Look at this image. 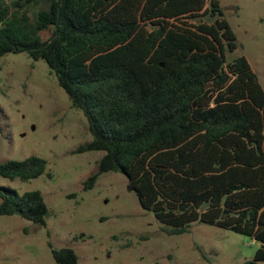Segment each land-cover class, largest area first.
Segmentation results:
<instances>
[{
	"label": "trees",
	"instance_id": "trees-1",
	"mask_svg": "<svg viewBox=\"0 0 264 264\" xmlns=\"http://www.w3.org/2000/svg\"><path fill=\"white\" fill-rule=\"evenodd\" d=\"M209 1V3H208ZM218 0H0V58L43 59L83 111L104 151L98 172H120L168 235L194 223L249 235L242 264H264V89ZM39 156L0 162V175L31 180ZM0 216L46 224L39 190L0 186ZM56 264H78L71 248Z\"/></svg>",
	"mask_w": 264,
	"mask_h": 264
},
{
	"label": "rangeland",
	"instance_id": "rangeland-1",
	"mask_svg": "<svg viewBox=\"0 0 264 264\" xmlns=\"http://www.w3.org/2000/svg\"><path fill=\"white\" fill-rule=\"evenodd\" d=\"M218 2L239 42L230 57L245 55L264 89V0ZM91 140L83 111L72 106L45 60L27 52L0 58V162L33 155L47 161L42 175L27 181L0 175V186L19 194L39 190L48 205L45 225L0 216V264H56L52 250L64 247L76 252L78 264H242L254 258L253 238L228 228L194 223L168 235L120 172L102 173L85 189L105 153L77 152Z\"/></svg>",
	"mask_w": 264,
	"mask_h": 264
},
{
	"label": "water",
	"instance_id": "water-1",
	"mask_svg": "<svg viewBox=\"0 0 264 264\" xmlns=\"http://www.w3.org/2000/svg\"><path fill=\"white\" fill-rule=\"evenodd\" d=\"M256 246H257V247H259V246H260V243H259V242H257V243H256Z\"/></svg>",
	"mask_w": 264,
	"mask_h": 264
}]
</instances>
